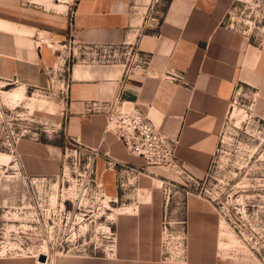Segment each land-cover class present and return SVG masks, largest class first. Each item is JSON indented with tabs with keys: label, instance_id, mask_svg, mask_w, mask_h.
<instances>
[{
	"label": "rangeland",
	"instance_id": "374dc122",
	"mask_svg": "<svg viewBox=\"0 0 264 264\" xmlns=\"http://www.w3.org/2000/svg\"><path fill=\"white\" fill-rule=\"evenodd\" d=\"M169 2L150 0L145 21L155 24ZM19 3L57 12L66 5L0 0V17ZM223 25L249 36L259 63L237 83L198 177L182 166L176 147L177 166L116 167L68 133L67 65L122 64L112 56L128 46L40 40L50 61L33 65L31 83L0 78V264H264V0H233ZM105 131L115 136L106 124ZM143 173L165 178L157 229L153 216L127 205L138 200L136 177ZM113 185L117 196L110 194ZM194 195L215 214L198 227L186 222V197ZM139 218L149 220L140 231Z\"/></svg>",
	"mask_w": 264,
	"mask_h": 264
},
{
	"label": "crops",
	"instance_id": "0c3cea01",
	"mask_svg": "<svg viewBox=\"0 0 264 264\" xmlns=\"http://www.w3.org/2000/svg\"><path fill=\"white\" fill-rule=\"evenodd\" d=\"M149 2L77 0L72 17L69 4L62 12L48 11L41 4L33 8L17 4L13 13L0 17V78L31 83L36 72L33 65L50 61L44 41L73 37L83 47L126 45L146 57L133 71L127 72L123 63L103 61L67 65L63 77L69 81L68 133L107 155L116 167L121 163L142 167L140 157L126 152L105 131V116L87 110L91 104L119 96L125 104L142 109L175 141L177 159L198 177L211 160L219 124L237 83L247 77L252 65V69L258 66L259 50L249 36L223 25L233 0H170L155 24L147 23L143 15ZM136 178L138 200L127 205L137 208L139 216H153L157 229L154 225L164 204L159 185L165 178L150 173ZM111 188L110 194L117 196L115 186ZM185 209L186 222L194 227L215 215L211 203L195 195L186 197ZM147 222L139 218L137 229ZM146 245L138 241L139 247Z\"/></svg>",
	"mask_w": 264,
	"mask_h": 264
},
{
	"label": "built area",
	"instance_id": "2783aa9c",
	"mask_svg": "<svg viewBox=\"0 0 264 264\" xmlns=\"http://www.w3.org/2000/svg\"><path fill=\"white\" fill-rule=\"evenodd\" d=\"M64 1L71 6L69 15L72 17V6H75L77 0ZM111 46L116 47V45H108V47ZM123 55L126 57L122 58ZM112 57H116L119 62L121 60L127 72L133 71L139 64L146 62L145 55L136 53L132 48H129L126 53L114 54ZM87 110L102 113L105 116L106 129L115 134L127 152L139 156L143 166H177L175 141L161 131L139 107L125 104L117 96L112 100L91 104ZM130 170L137 171V168H130Z\"/></svg>",
	"mask_w": 264,
	"mask_h": 264
},
{
	"label": "water",
	"instance_id": "95a60500",
	"mask_svg": "<svg viewBox=\"0 0 264 264\" xmlns=\"http://www.w3.org/2000/svg\"><path fill=\"white\" fill-rule=\"evenodd\" d=\"M37 259L40 262H45L46 261V256H45V254H40Z\"/></svg>",
	"mask_w": 264,
	"mask_h": 264
}]
</instances>
